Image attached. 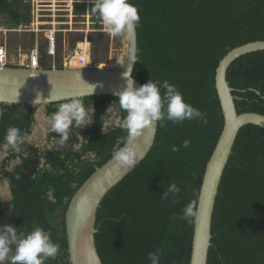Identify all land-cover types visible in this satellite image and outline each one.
I'll use <instances>...</instances> for the list:
<instances>
[{
  "label": "trees",
  "instance_id": "obj_1",
  "mask_svg": "<svg viewBox=\"0 0 264 264\" xmlns=\"http://www.w3.org/2000/svg\"><path fill=\"white\" fill-rule=\"evenodd\" d=\"M128 2L140 16L132 76L140 85L149 80L161 88L165 81L175 85L207 122H157L145 159L100 204L95 247L102 264H151L149 253L156 251L159 264H189L195 216L187 217L185 208L192 204L196 210L204 170L223 127L215 70L232 49L264 41V0ZM11 7L10 0H0V14H6L11 25L26 23V9ZM226 80L237 114L264 116V51L232 62ZM81 100L86 108L90 104L95 109L91 125L72 127L59 148L39 149L23 141L21 150L12 148L1 163L0 176L7 180L11 197L12 226L24 233L41 227L60 245L58 255L45 264H69L64 224L69 201L95 169L112 158L117 145L123 146L127 135L118 126L101 131L112 103L119 119L123 115L117 98ZM61 103L47 105V114ZM1 108L0 151L8 127L19 128L23 137L31 134L34 124L28 105ZM78 133L89 143L76 151ZM49 137L60 139L52 131ZM171 184L178 193L168 192ZM163 191L168 193L164 198ZM207 264H264V130L259 127L244 126L236 136L215 198Z\"/></svg>",
  "mask_w": 264,
  "mask_h": 264
},
{
  "label": "water",
  "instance_id": "obj_2",
  "mask_svg": "<svg viewBox=\"0 0 264 264\" xmlns=\"http://www.w3.org/2000/svg\"><path fill=\"white\" fill-rule=\"evenodd\" d=\"M257 51H264V41L236 47L219 61L215 70L214 83L223 115V127L202 177L195 210L189 264H207L215 198L238 132L247 125L264 130V116L256 113L237 114L233 90L226 80L227 69L232 62ZM136 52L135 30L132 35H127L126 61L129 58L135 61ZM127 67V64L121 69L89 67L28 69L0 66V117L3 104L28 105L34 112L39 106L69 101L73 97L83 99L108 96L118 99L117 94L126 86L123 73ZM78 71L83 82L95 86L91 96V89L76 76ZM140 86L135 80V87ZM17 91L19 95L16 99ZM38 94L42 101L48 99L35 105L33 101ZM156 130L157 123L144 129L142 135L134 142L137 153L142 154V158L134 167L126 168L111 158L96 168L70 199L64 214L69 264H102L94 241L97 211L107 193L145 159L153 146Z\"/></svg>",
  "mask_w": 264,
  "mask_h": 264
},
{
  "label": "clouds",
  "instance_id": "obj_3",
  "mask_svg": "<svg viewBox=\"0 0 264 264\" xmlns=\"http://www.w3.org/2000/svg\"><path fill=\"white\" fill-rule=\"evenodd\" d=\"M92 11L101 19L104 31L113 37L132 35L140 21L138 9L128 0H94ZM125 64L128 65L127 70L123 73L126 86L117 94L118 108L123 115L116 121V126L126 131L127 135L123 141L124 146L118 144L113 150L112 159L121 166L131 168L142 158V154L137 153L134 142L142 135L144 129L153 127L157 122L164 120L175 124L193 119H200L204 123L207 121L202 112L184 101L182 94L175 85L165 81L161 88L158 82L149 80L146 84L136 88L132 76V65L135 64V61L129 58ZM76 76L82 81L79 71ZM86 85L91 89V96L95 86ZM18 95L17 91L16 99ZM47 99L42 101L38 94L33 103L37 105ZM113 111L114 103L105 113ZM94 116L95 109L90 104L86 108L79 97H73L68 102L61 103L57 111L50 117H46V121L50 130L60 136V143L64 144L69 139L72 127L79 130L91 125L94 122ZM110 123L111 121L105 122L101 128L102 133L109 127ZM78 139L79 143L73 145V150L76 151L84 143H89L79 133ZM4 141L5 148L11 147L19 152L21 150L19 146L23 143L21 130L14 126L8 127ZM183 144L184 147H187L189 141L186 140ZM172 151H177V148L173 146ZM168 192L175 194L179 192V189L171 184ZM167 194L163 191V198ZM49 196L51 197V193ZM185 215L187 217L195 216L192 204L185 208ZM59 251L60 245L54 243L51 240V234L41 227L37 226L31 232L24 233L10 225H0V264H6V262L7 264H45L46 260L58 255ZM148 259L151 264H159V251L149 253Z\"/></svg>",
  "mask_w": 264,
  "mask_h": 264
},
{
  "label": "built area",
  "instance_id": "obj_4",
  "mask_svg": "<svg viewBox=\"0 0 264 264\" xmlns=\"http://www.w3.org/2000/svg\"><path fill=\"white\" fill-rule=\"evenodd\" d=\"M74 0H29L27 22L11 25L10 21L0 25V66L44 69L41 54L49 59V69H56L55 59L59 51V38L79 33L80 38L62 45L63 68H86L90 64L89 31L73 29ZM30 41V42H28ZM75 41V42H74ZM74 42V43H72ZM85 45L87 57L78 52ZM43 45V51L41 46ZM63 54V55H64Z\"/></svg>",
  "mask_w": 264,
  "mask_h": 264
},
{
  "label": "rangeland",
  "instance_id": "obj_5",
  "mask_svg": "<svg viewBox=\"0 0 264 264\" xmlns=\"http://www.w3.org/2000/svg\"><path fill=\"white\" fill-rule=\"evenodd\" d=\"M73 6V29L88 30V41L90 43V64L89 68H106V69H121L124 66L127 55V35H121L113 37L104 31V26L101 19L96 13L92 11L94 0H74ZM11 8L20 9L24 8L28 10L29 0H10ZM14 6V7H13ZM88 10V11H87ZM9 22L6 14H0V25ZM80 38L79 33H72L71 36L62 39L59 38V51L55 59L56 68H63V56L62 45L67 46L68 41ZM30 42V41H28ZM85 45L78 46V52L85 58L87 57V51L83 50ZM43 51V45L41 46ZM64 54V55H63ZM41 66L43 68L49 67V59L45 55L41 54ZM21 67V66H19ZM33 114L34 124L31 129L30 135H24L23 141L31 145L36 146L39 149H51L59 148L62 144L59 140H55L49 137L51 132L49 124L46 121V117H50L52 114H47L45 106H39ZM110 117L107 121H111L108 128L116 125V121L119 119L116 110L109 112ZM84 129V128H83ZM12 148L2 147L0 151V164L8 155ZM16 161L10 162L8 170L12 169ZM1 168V165H0ZM10 193L9 186L6 180L0 176V225H10ZM56 223V220L54 221ZM13 227V226H12ZM7 264V262H6Z\"/></svg>",
  "mask_w": 264,
  "mask_h": 264
},
{
  "label": "crops",
  "instance_id": "obj_6",
  "mask_svg": "<svg viewBox=\"0 0 264 264\" xmlns=\"http://www.w3.org/2000/svg\"><path fill=\"white\" fill-rule=\"evenodd\" d=\"M27 12H28V10H26V13H25V15H24L25 17L27 16ZM26 18H27V17H26ZM45 107H46V106H45ZM58 107H59V105L57 106V108H58Z\"/></svg>",
  "mask_w": 264,
  "mask_h": 264
},
{
  "label": "flooded vegetation",
  "instance_id": "obj_7",
  "mask_svg": "<svg viewBox=\"0 0 264 264\" xmlns=\"http://www.w3.org/2000/svg\"><path fill=\"white\" fill-rule=\"evenodd\" d=\"M61 103V102H60ZM57 104V103H56ZM110 107V106H109ZM115 108V107H114ZM115 110V109H114ZM116 126V125H115ZM1 163H2V161H1ZM1 165V164H0ZM11 170V169H10ZM6 180V179H5ZM7 181V180H6ZM8 183V182H7Z\"/></svg>",
  "mask_w": 264,
  "mask_h": 264
},
{
  "label": "bare ground",
  "instance_id": "obj_8",
  "mask_svg": "<svg viewBox=\"0 0 264 264\" xmlns=\"http://www.w3.org/2000/svg\"><path fill=\"white\" fill-rule=\"evenodd\" d=\"M85 58H86V56H85Z\"/></svg>",
  "mask_w": 264,
  "mask_h": 264
}]
</instances>
